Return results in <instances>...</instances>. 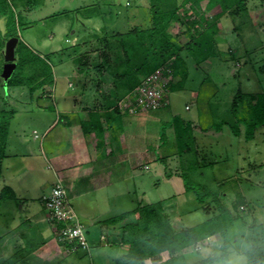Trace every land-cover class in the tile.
Returning a JSON list of instances; mask_svg holds the SVG:
<instances>
[{"label":"rangeland","instance_id":"1","mask_svg":"<svg viewBox=\"0 0 264 264\" xmlns=\"http://www.w3.org/2000/svg\"><path fill=\"white\" fill-rule=\"evenodd\" d=\"M206 2L202 1L200 10L206 9ZM150 3L151 0H38V4L31 10L18 8L25 22L20 30L21 39L40 55L49 54L54 84L45 87L46 93L54 89L56 95L60 96L62 93H75L82 86L86 92H94L96 89L109 91L113 84L107 74L104 82L99 84L96 70L91 67L87 72L79 73L74 57L84 55L92 65L105 47V40L99 36L126 31L135 25L146 26L150 23ZM97 6L103 13L91 18H86L82 9L77 10L78 7H88L90 10ZM185 8L187 11H181V20L173 21L169 27L181 43L189 38L186 33L189 23L187 19L198 17L189 4ZM220 10L217 5L207 13L214 15ZM218 25V54L199 64L191 57L187 58L188 75L184 87L168 92L169 107L166 112L169 117L179 114L194 123L198 145L196 153L199 158L190 154L191 160L206 163L216 161L211 165L200 163L201 167L190 168V176L214 187L224 182L221 188L223 202L231 209L238 193L243 194L246 200L239 208L240 217L230 229L232 245L228 258L203 264H252L248 262L246 252L264 245V125L256 130L251 140L245 139L243 124L239 135L234 134L227 124H223L219 131L216 128L223 119L234 121L230 109L238 89L247 93L264 92V5L261 0H249L248 13L233 16L226 11L218 19ZM0 28H5L3 17H0ZM179 79L180 76H174V81ZM42 94L43 89H37L31 94L26 86H5L0 83V109L15 110L9 127V142L14 141L11 137L20 133L37 142L33 130L42 133L43 127L38 121L40 109L45 110L51 119L55 118L54 109L57 106L50 97H42ZM165 119L162 122L157 120V125ZM166 131L172 133V129L167 128ZM166 148L162 147V152L169 156H162L164 161L149 163L146 167L151 166L150 169H140L144 181L138 193L132 192L129 195L125 208L132 209L139 200L146 203L165 199V210L171 215L175 226L199 223L207 214L196 210L197 201L191 193L185 192L181 184L177 148ZM187 157L188 154L182 156L184 159ZM165 166L172 173L169 179L164 177L167 176ZM44 172L46 176V170ZM42 174L33 175L39 179ZM4 178L5 175H2L1 184ZM31 194V191L26 193L28 203L39 205L37 199H31ZM27 212L22 209L17 214L24 219ZM9 217L3 214L0 216V222L7 219L9 225L0 227V232L6 233L0 242L2 257L9 256L16 244H24L12 232ZM220 240V234L216 233L185 248L186 260L193 262L219 253ZM96 248L99 249L100 245L91 244L89 250L80 248L64 256L58 253L56 256L60 257H57L56 264H115L113 256L109 259L101 251L95 254L93 250ZM103 248L108 251L107 247ZM166 253L151 261L148 259L146 264L165 259L168 257Z\"/></svg>","mask_w":264,"mask_h":264},{"label":"trees","instance_id":"2","mask_svg":"<svg viewBox=\"0 0 264 264\" xmlns=\"http://www.w3.org/2000/svg\"><path fill=\"white\" fill-rule=\"evenodd\" d=\"M202 1L151 0L149 24L135 25L126 31H115L99 36L100 39L105 40V47L99 53V59L92 65L84 55L74 57L79 73H85L92 67L99 76V84L104 82L107 75L111 79L113 86L102 105L106 112L104 121L109 123L115 114H119L118 101L131 93L145 76L163 65L170 66L175 77L180 76L178 81H169L167 91L182 89L188 75L187 58L191 57L199 64L218 54L216 35L220 31L218 19L222 14L229 11L233 16H244L249 11V0H207L206 9L200 10ZM261 3L264 5L263 0ZM37 4L38 0H0V17L4 18L5 26L4 29L0 28V83L5 86H26L31 94H34L37 89L45 90L46 86L54 84L49 54L40 55L20 36V30L25 22L18 8L31 10ZM188 4L198 17L192 20L187 19L189 23L186 33L189 38L181 43L170 32L169 27L173 21L181 20V11L186 12L185 6ZM217 5L221 10L214 15H209L208 10ZM80 9L84 11L86 18L103 13L98 6L90 10L88 7L77 8V10ZM12 36L19 38L15 48L16 67L11 77L4 80L1 76L5 62L4 47L7 39ZM230 111L234 121L223 119L219 123L220 126L216 128L217 131L221 130L223 124H227L234 134L239 135L241 124H243L245 139H253L256 130L264 125V92L247 93L238 89ZM14 113L15 110L0 109V179L3 160L8 155L9 127ZM82 126L86 132L99 134L103 129L100 114L94 113L88 121H83ZM168 127L174 129L177 154L180 157L178 175L182 178L183 188L197 201L196 210L204 211L207 217L194 225L177 227L171 215L165 210V199H161L146 203L138 201L132 209L101 219L99 222L106 225H119L120 243L126 246L125 252L114 257L115 264H146L148 259H156L164 252H167L168 257L154 264H203L226 260L229 256L232 245L230 229L234 221L240 217L238 212L240 206L246 201L245 197L238 193L231 209L223 202L221 188L224 182L214 187L194 180L188 171L190 168L201 167L200 163L211 165L216 161L206 163L191 160L190 154L198 157L197 137L191 120L174 114L169 121L162 124L163 140ZM184 154H188V160L182 158ZM160 158L164 161L163 157ZM165 169L166 175L171 176L172 173L167 171L166 166ZM10 200L19 202L11 186L5 184L0 191V205L3 201ZM216 233L221 236L219 253L193 262L186 260L185 248L194 246ZM5 235L6 233L0 232V242ZM61 245L66 246L63 242ZM38 246V243L32 239H27L24 244H16L13 252L7 257L1 256L0 246V264H56L58 262L57 257L51 260L37 257L34 251ZM246 254L249 263L264 264V245L250 249Z\"/></svg>","mask_w":264,"mask_h":264},{"label":"crops","instance_id":"3","mask_svg":"<svg viewBox=\"0 0 264 264\" xmlns=\"http://www.w3.org/2000/svg\"><path fill=\"white\" fill-rule=\"evenodd\" d=\"M83 87L75 93H62L60 96L54 89L48 93L43 90L42 97H50L57 107L52 119L45 110L38 109V121L43 130L41 134L33 130L37 142L21 133L11 137L14 139L12 142L8 137V155L2 167L5 178L3 184L0 180V191L5 184L11 186L19 202L3 201L0 216L10 215L12 232L23 241L32 239L38 243L34 254L44 260L60 257L56 256L58 253L63 254L61 256L68 254L55 238V225L48 221V211L43 202V196L59 180L66 188L76 213L81 219L89 220L82 219L89 244L100 245L99 249L93 250L95 254L101 251L109 259L112 256L114 259L126 251V246L120 243L119 225H106L99 221L110 213L126 211L129 195L138 193L144 181L140 169H150L151 166L146 167L149 163L156 164L162 161L160 157L169 156L163 154L162 147H176L173 127H168L172 133L165 131L163 140V123H156L157 120L162 122L165 118V121L172 118L173 115L169 117L166 112L169 105L136 113L119 108L120 113L107 123L103 120L106 112L102 105L108 91L96 89L86 92ZM94 113L100 114L103 125L99 134L86 132L82 126L83 121H88ZM40 172L42 177L35 179L34 175ZM29 191L31 199H37L39 205L28 203L26 193ZM22 209L28 211L24 219L17 214ZM95 211H99L98 214ZM7 221L1 220L0 227L9 226Z\"/></svg>","mask_w":264,"mask_h":264},{"label":"built area","instance_id":"4","mask_svg":"<svg viewBox=\"0 0 264 264\" xmlns=\"http://www.w3.org/2000/svg\"><path fill=\"white\" fill-rule=\"evenodd\" d=\"M172 80L174 75L170 66L163 65L145 76L131 93L121 98L118 107L122 111L136 113L166 106L169 104L167 84ZM43 202L48 211V221L55 225V238L59 245L67 253L80 248L89 250L86 225L72 207L60 180L43 196ZM62 242L66 246L61 245Z\"/></svg>","mask_w":264,"mask_h":264},{"label":"water","instance_id":"5","mask_svg":"<svg viewBox=\"0 0 264 264\" xmlns=\"http://www.w3.org/2000/svg\"><path fill=\"white\" fill-rule=\"evenodd\" d=\"M17 36H12L7 39L4 47V59L5 62L3 64V69L1 72V76L4 78V80H8L15 67H16V52L15 48L18 42Z\"/></svg>","mask_w":264,"mask_h":264}]
</instances>
